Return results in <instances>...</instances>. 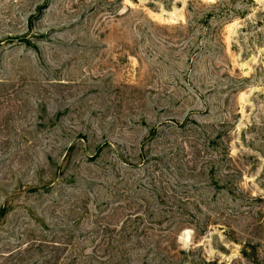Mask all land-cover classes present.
<instances>
[{
    "label": "rangeland",
    "instance_id": "1",
    "mask_svg": "<svg viewBox=\"0 0 264 264\" xmlns=\"http://www.w3.org/2000/svg\"><path fill=\"white\" fill-rule=\"evenodd\" d=\"M0 264H264V0H0Z\"/></svg>",
    "mask_w": 264,
    "mask_h": 264
}]
</instances>
